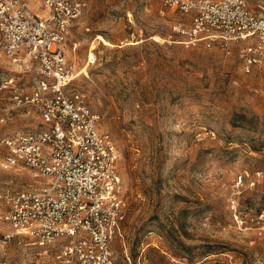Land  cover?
<instances>
[{"label": "rangeland", "instance_id": "rangeland-1", "mask_svg": "<svg viewBox=\"0 0 264 264\" xmlns=\"http://www.w3.org/2000/svg\"><path fill=\"white\" fill-rule=\"evenodd\" d=\"M82 1L65 50L81 71L73 86L119 152L128 211L111 243L115 264H264L263 70L245 73L236 47L184 45L174 28L191 15L160 0ZM246 2L254 12L264 6ZM90 51L97 63L84 69ZM7 76L26 90L39 78L0 48ZM2 96L0 160L4 137L41 127L33 107L5 111ZM42 181L0 168V190ZM6 229L0 224V264H41L33 240L3 241Z\"/></svg>", "mask_w": 264, "mask_h": 264}, {"label": "built area", "instance_id": "built-area-1", "mask_svg": "<svg viewBox=\"0 0 264 264\" xmlns=\"http://www.w3.org/2000/svg\"><path fill=\"white\" fill-rule=\"evenodd\" d=\"M160 1L191 15L189 25L174 28L184 45L208 41L226 54L236 47L245 73L258 67L264 74V6L254 12L246 0ZM84 6L82 0H0L2 52L19 71L34 67L39 76L29 90L13 76L0 77V111L8 92L5 111L30 106L41 119L37 130L4 137L0 168L44 179L0 190V224L7 226L1 238L32 239L41 264H115L111 243L127 217L115 141L73 86L81 71L65 50ZM96 63L90 51L84 69Z\"/></svg>", "mask_w": 264, "mask_h": 264}]
</instances>
